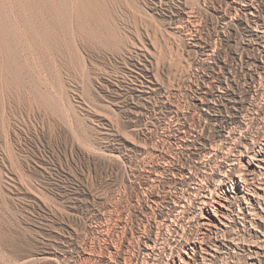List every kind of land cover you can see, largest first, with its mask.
Returning <instances> with one entry per match:
<instances>
[{
  "label": "rangeland",
  "instance_id": "obj_1",
  "mask_svg": "<svg viewBox=\"0 0 264 264\" xmlns=\"http://www.w3.org/2000/svg\"><path fill=\"white\" fill-rule=\"evenodd\" d=\"M0 13V264L165 262L169 200L199 159L205 186L225 162L203 147L260 133L264 0H0ZM237 214L223 219L237 241L262 240Z\"/></svg>",
  "mask_w": 264,
  "mask_h": 264
},
{
  "label": "bare ground",
  "instance_id": "obj_2",
  "mask_svg": "<svg viewBox=\"0 0 264 264\" xmlns=\"http://www.w3.org/2000/svg\"><path fill=\"white\" fill-rule=\"evenodd\" d=\"M248 11L251 12L250 7H248ZM258 42L261 46L263 45L261 51H264V38ZM259 66L260 69H264V61H261ZM262 74L264 75V72ZM252 82L254 83V81ZM250 107L249 105L242 106L240 110L242 113L248 112ZM243 124V121L239 119L236 126L241 129ZM240 136L242 135L240 134ZM237 138L234 129L227 133L218 148L214 145L209 148L203 147L202 157L208 162L223 151L227 153L224 165H221L220 173L213 186L204 185V182L208 181V175L205 171H202L201 174L198 173L199 167L202 165V159H199L193 168L197 183L189 191H186L187 195L183 198L176 199L172 196L173 198L169 200L167 208L170 215L161 220L160 227L164 226L170 230L171 246L169 252L167 254L165 252L166 261H162L163 263L160 261L162 264H221L222 261L225 262L224 264H264V122L261 123V130L255 142L243 147L237 144ZM186 175L190 178L192 170H189ZM218 191H221L222 196ZM233 205H235L237 215L241 217L243 223L247 221L249 225L260 229L262 240L253 234L252 242L243 243L245 237L242 234L243 244L238 242L239 239L235 238L236 233L233 234L229 225L223 221L226 218L232 219L230 211ZM257 219L262 223L259 224ZM184 224L195 226L196 233L193 235L184 233L186 231H184ZM243 232L245 233V231ZM218 233L221 237L217 236ZM152 237H148L142 243V252L146 259L151 258L154 253L159 235L157 238ZM206 239L210 241L209 245L205 243ZM203 245H207L208 248H203ZM221 250L227 251V258H223L224 260ZM239 251L245 253L241 254L242 260L240 258L229 263L228 260L233 258L230 254H237ZM221 259L222 261H220Z\"/></svg>",
  "mask_w": 264,
  "mask_h": 264
}]
</instances>
